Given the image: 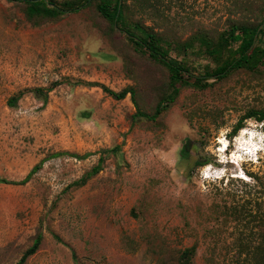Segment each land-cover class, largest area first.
I'll return each instance as SVG.
<instances>
[{"label":"rangeland","instance_id":"1","mask_svg":"<svg viewBox=\"0 0 264 264\" xmlns=\"http://www.w3.org/2000/svg\"><path fill=\"white\" fill-rule=\"evenodd\" d=\"M43 1L66 9L80 0ZM101 1L49 17L0 0V178L18 182L42 164L25 185L0 183V264H17L39 234L25 264H183L192 249L188 264H258L264 121L245 116L264 109V0H121L132 32L158 33L167 59L204 88L172 82L112 28ZM234 27L259 29V62L207 77L221 62L201 38L223 44L234 62ZM176 88L156 119L138 115L152 116ZM101 157V172L74 185Z\"/></svg>","mask_w":264,"mask_h":264},{"label":"trees","instance_id":"2","mask_svg":"<svg viewBox=\"0 0 264 264\" xmlns=\"http://www.w3.org/2000/svg\"><path fill=\"white\" fill-rule=\"evenodd\" d=\"M93 0H80L79 2H75L72 5H68L66 9H61L58 7H52L51 4H48L46 1L43 0H24V2L28 6V10L32 14H41L49 17H57L66 13H76L80 11L83 7L86 5H89L92 3ZM99 10L102 14V16L108 21L113 24V27L116 25L121 26V30L127 35L128 39H130L137 47L143 49L146 51L152 58H154L156 61L163 64L169 73L171 74V81L180 84L181 86H201L206 87V84H201L202 79L201 77L194 76L192 74H189L182 65H180L177 62H173L167 59L168 53H169V43L167 41H164L162 38L159 37V34L156 32H148L147 30L137 29V31L140 32V35L132 32L131 26L127 25V21L125 19L123 7L121 5V0H118L116 3L113 4L112 0H102L100 2ZM237 27H234L231 32V40L234 42H241L239 49L234 53V56L239 55L238 59L234 62H229V60H226L222 55L224 52V46L223 44L219 43L218 45H215L213 42H211L206 37H202L200 42L203 47L206 48L207 52L214 56L216 59H218L221 63L215 68V70L209 74L207 77L211 78H220L222 79L225 77L230 70L234 69V67L238 66V63H246L248 65L247 67H250L252 69L253 67H256L257 63L259 62L257 53L259 51L258 48L254 47L255 39L257 34L259 33V29H250L247 27H241V30L237 34ZM240 50V51H239ZM239 51V52H238ZM103 90L116 98L117 100H123L125 99L129 94L131 95V98H134V91L132 89H125L119 93H115L105 87H103ZM179 95V89L176 88L173 90L171 94L164 97V100H161V102L158 103V105L155 108L154 114L152 116H147L145 114H141L138 112V115L145 117L147 119L153 120L156 119L162 111L168 109V107L175 102L176 97ZM17 99L11 100V105H16ZM245 119H255L259 122L264 121V109L259 111H250L246 116ZM242 121H239V123L234 127L233 134L236 135L240 130H242ZM118 148H114L111 150V152H116ZM64 154H55L53 157H59ZM74 158L79 159H85L87 156L80 157L78 155H73ZM104 158L101 157L99 159L98 164L82 179L78 182H76L74 185L80 186L83 185L89 180L90 178L94 177L95 175L99 174L101 172L103 164H104ZM199 165H205L204 163H207L206 161H202L201 159H198L197 162ZM42 164L36 165L29 173L28 175L21 181H8L6 179L0 178V183L7 184V185H25L27 184L31 178L41 169ZM42 234H39L36 239L34 240L32 246L25 251L21 259L17 264H25L26 261L33 255L36 254L38 251L41 242H42ZM260 251H262V255H264V248H262ZM189 252H194V249L188 250L187 252H184L182 255L183 264H188L190 260ZM258 264H264V257L260 262H257Z\"/></svg>","mask_w":264,"mask_h":264},{"label":"bare ground","instance_id":"3","mask_svg":"<svg viewBox=\"0 0 264 264\" xmlns=\"http://www.w3.org/2000/svg\"><path fill=\"white\" fill-rule=\"evenodd\" d=\"M223 145H225L224 143H223ZM256 148H257V146H256ZM257 151H260V150H257ZM226 152V151H225Z\"/></svg>","mask_w":264,"mask_h":264}]
</instances>
